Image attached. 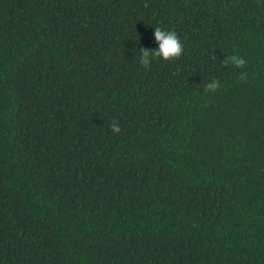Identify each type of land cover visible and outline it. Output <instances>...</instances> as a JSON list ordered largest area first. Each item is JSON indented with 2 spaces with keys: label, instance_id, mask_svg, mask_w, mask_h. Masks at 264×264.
<instances>
[{
  "label": "trees",
  "instance_id": "obj_1",
  "mask_svg": "<svg viewBox=\"0 0 264 264\" xmlns=\"http://www.w3.org/2000/svg\"><path fill=\"white\" fill-rule=\"evenodd\" d=\"M0 264H264V0H0Z\"/></svg>",
  "mask_w": 264,
  "mask_h": 264
},
{
  "label": "clouds",
  "instance_id": "obj_2",
  "mask_svg": "<svg viewBox=\"0 0 264 264\" xmlns=\"http://www.w3.org/2000/svg\"><path fill=\"white\" fill-rule=\"evenodd\" d=\"M155 41L158 44L157 49L149 50L147 48H140V63L143 67L148 68L153 58H161L164 61H173L179 59L184 53L185 46L174 31H166L161 27H155L154 31ZM247 60L239 55H228L224 59L225 66L232 65L237 68H244L247 65ZM247 72H241L239 74V80H245L247 78ZM220 88V81L213 79L205 85L206 92L215 93ZM111 129L114 133L119 134L121 128L119 127L118 120H113L111 123Z\"/></svg>",
  "mask_w": 264,
  "mask_h": 264
}]
</instances>
